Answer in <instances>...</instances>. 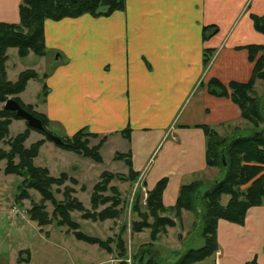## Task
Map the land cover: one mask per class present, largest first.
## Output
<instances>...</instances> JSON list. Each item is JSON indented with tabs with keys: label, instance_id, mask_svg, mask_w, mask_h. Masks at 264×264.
Segmentation results:
<instances>
[{
	"label": "crops",
	"instance_id": "0c3cea01",
	"mask_svg": "<svg viewBox=\"0 0 264 264\" xmlns=\"http://www.w3.org/2000/svg\"><path fill=\"white\" fill-rule=\"evenodd\" d=\"M21 1L0 0V23H19ZM252 15L264 16V0H124L107 16L46 20L39 76L26 86L36 82L39 91L35 100L23 102L25 91L18 98L35 106L45 90L37 110L65 138L80 130L106 137L101 149L127 154L144 190L167 180L162 203L172 207L182 185L214 169L202 127L226 136L243 122L207 84L250 79L248 48L264 46ZM216 243L213 264H264V206L249 208L241 225L219 220ZM19 249L12 263L33 264Z\"/></svg>",
	"mask_w": 264,
	"mask_h": 264
},
{
	"label": "trees",
	"instance_id": "16d2710c",
	"mask_svg": "<svg viewBox=\"0 0 264 264\" xmlns=\"http://www.w3.org/2000/svg\"><path fill=\"white\" fill-rule=\"evenodd\" d=\"M124 9V0H22L19 7V23L15 25L0 23V104L7 101L9 97L14 100L28 113L39 119L44 127L43 133L49 138V132L45 130L47 117L33 111L32 105H24L19 98V94L25 91L28 81L35 80L38 75L34 71L26 70L19 73L15 82H10L6 78L5 62L8 49H17L19 58H25L29 53L37 57L45 54L43 39V24L46 20L59 21L64 18H76L85 14L93 17L107 16L114 11ZM256 31L264 35V16H251ZM212 27L204 28V38L211 33ZM249 61L253 63V70L250 79L245 83L230 82L227 86L218 80H211L207 84L208 92L217 97H228L240 110L241 119L246 121L251 129L247 133L233 129L229 135L221 136L214 129L202 127L206 138V165L209 168H220L223 173L221 180H214L207 185L206 190L200 196L202 183L198 181L184 184L180 187L177 201L174 206L166 208L162 203V193L165 189L167 180H160L151 190L143 191L136 196L132 211L145 219L150 216L154 219L150 232L151 240L156 239L157 227H172L174 222L161 214L172 213L179 217L182 211H193L197 208L202 216L203 228L201 237L204 244L198 249H189L174 264H196L213 256L217 252L216 227L219 220H225L234 224H243L249 208L264 206V134L255 136L264 130V96L257 97L254 93L255 84L264 80V46H250ZM261 55L258 56V53ZM205 64L208 63L206 54ZM42 91V95H44ZM11 120H22L14 112L0 108V141L8 134V126ZM262 125V128L260 126ZM127 134V131L124 133ZM51 135V134H50ZM97 136L86 130H80L72 137L61 138L63 145H56L67 151L82 155L100 162L101 157L98 147H89L88 138ZM28 133L19 134L10 143V151L5 153L0 150V161L6 160L4 173L6 175H16L25 178L19 197L26 198L27 189L38 190L42 200L50 201L54 205V211L49 218L46 212L40 207L30 210V220L37 226L43 227L55 222L58 227H66V232L80 242L90 245H97L101 250L108 251V243L100 239L90 237L79 231V225L72 217L71 213L78 210L83 212L82 218L93 221H104L106 218L117 217L119 211L114 207L120 204L117 192L113 198L98 197L99 204L111 203L109 207L99 212L85 211L82 204L76 199H69L64 204H57L52 197L50 187L61 185L66 179L61 175L58 179L48 176L46 169L36 168L32 164V159L37 156L41 142L24 148V141ZM18 160L14 163V159ZM118 159L124 160L128 167V180L135 179L138 174L133 172L130 167V159L126 155L118 154ZM224 160V164L223 161ZM103 180L95 186V193L106 190V184L113 178L108 173H103ZM116 191L115 189H112ZM140 192V191H139ZM222 197H228L227 202L222 204ZM91 208L96 209L94 194L91 197ZM43 206V205H42ZM56 206V207H55ZM44 208V206H43ZM144 208L143 211H141ZM45 209V208H44ZM145 222L132 224L133 231H140ZM117 248L122 251V241L117 242ZM124 249V245H123ZM27 252V251H26ZM18 254V262L21 261V254ZM29 253V252H28ZM29 262V259L25 261ZM134 264H166L158 260L156 255L148 249L138 250ZM249 264H256L251 262Z\"/></svg>",
	"mask_w": 264,
	"mask_h": 264
},
{
	"label": "rangeland",
	"instance_id": "374dc122",
	"mask_svg": "<svg viewBox=\"0 0 264 264\" xmlns=\"http://www.w3.org/2000/svg\"><path fill=\"white\" fill-rule=\"evenodd\" d=\"M5 54L7 56L6 78L10 82H15L22 71L30 70L37 74L35 70H39L41 67L40 58L32 53L21 59L17 55V49L11 48ZM50 60L48 58L49 62ZM35 83L30 82L26 87L22 96L23 102L28 99H36V91L39 89L36 90ZM256 84L254 93L260 98L264 96V80L257 86ZM14 98L9 97L8 99ZM42 102L41 93L35 106L32 105L33 111L37 114H42L37 110L42 106ZM3 106L0 104V108ZM10 123L7 136L0 141V150L5 153L9 152L12 139L19 134L28 133V137L24 141V148L41 142L37 156L32 159L33 166L46 169L51 178L58 179L61 175L68 178L63 184H54L50 187L53 200L57 204H64L67 201V195L69 199H76L82 204L85 211L99 212L109 207L111 203L98 205V197L115 199L116 192L120 204L114 207L119 211L118 216L106 218L104 221L84 219L81 210L71 213L72 219L79 225V231L104 242L111 241L108 243L110 248L108 251L101 250L97 245L77 241L72 234L66 232L65 226L58 227L53 222L50 225L39 227L31 221L29 212L34 207L42 208L41 210L46 212L50 218L54 211V205L50 201L43 202L40 192L35 189H27L26 198L21 199L19 194L24 187L22 182L25 178L6 175L4 173L6 160L0 161V264H13V252L17 253L19 248L31 253L33 264H134V257L141 249L150 250L163 263L174 264L189 249H198L203 246L204 240L201 237L203 222L199 208L193 211H182L177 218L172 213L161 214L174 222V225L172 227H157L156 239L151 240L150 232L154 219L150 216L143 219L140 214L132 211L134 199L139 194L141 195V187L143 189L145 186L142 177L137 176L133 180H128V167L124 160L117 158L120 153L111 154L107 149L104 151L101 149L106 142V137L97 135L88 138L89 147H98L101 161L97 163L92 159L56 146L43 133L29 130L23 120H11ZM236 129L247 133L251 126L243 120ZM45 130L55 137L65 138L60 129L50 123H47ZM17 162V158L14 159V163ZM220 171V168H214L203 174L200 179L196 178L191 181L203 184V187L200 188V196L206 190L207 185L216 179H222L223 173ZM103 173H108L113 178L106 184L105 191L95 193V186L103 180L101 177ZM93 194L95 203L98 205L95 210L91 208ZM227 200L228 197H222V204L224 205ZM141 209V211L144 210V208ZM143 222L147 226H143L140 231L132 230L133 223L138 225ZM119 241H122V251L116 245ZM20 257H24V253ZM215 258L216 253L196 264H213Z\"/></svg>",
	"mask_w": 264,
	"mask_h": 264
},
{
	"label": "water",
	"instance_id": "95a60500",
	"mask_svg": "<svg viewBox=\"0 0 264 264\" xmlns=\"http://www.w3.org/2000/svg\"><path fill=\"white\" fill-rule=\"evenodd\" d=\"M3 108L6 111L14 112L17 117L21 118L26 123L27 127L38 131H44V127L41 121L36 117H34L33 115H31L30 113H28L26 110H24L14 99H8L4 103ZM262 134H264V130L259 133H255L254 135L259 136ZM49 138L55 145L60 146L64 144L63 141L58 137L49 134ZM222 161L224 164L223 159Z\"/></svg>",
	"mask_w": 264,
	"mask_h": 264
},
{
	"label": "built area",
	"instance_id": "2783aa9c",
	"mask_svg": "<svg viewBox=\"0 0 264 264\" xmlns=\"http://www.w3.org/2000/svg\"><path fill=\"white\" fill-rule=\"evenodd\" d=\"M143 191H145L144 189H143ZM220 255V253L219 252H216V256H219Z\"/></svg>",
	"mask_w": 264,
	"mask_h": 264
}]
</instances>
